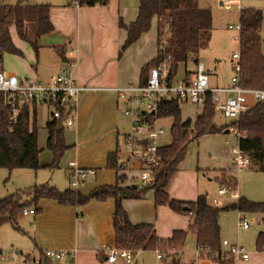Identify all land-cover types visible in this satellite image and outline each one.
I'll list each match as a JSON object with an SVG mask.
<instances>
[{"label": "trees", "instance_id": "1", "mask_svg": "<svg viewBox=\"0 0 264 264\" xmlns=\"http://www.w3.org/2000/svg\"><path fill=\"white\" fill-rule=\"evenodd\" d=\"M107 3L108 0H79L80 7L104 6ZM49 9L47 4L33 5L28 0H17L13 4L0 0V56H24L12 41L10 28L14 27L18 38L37 57L41 48L40 38L54 30L49 21ZM153 19L157 23L156 55L141 67V85L146 83L150 70L168 55L172 74L177 72L180 64L186 65L189 60L197 64L200 52L208 46L211 39V11L200 7L197 0H139L135 20L129 24L119 21V27L126 32L122 50L146 33ZM238 23L239 85L244 89L264 91V54L260 35L264 12L254 8L241 9ZM54 51L61 60L64 59L63 48H55ZM4 100L0 93V169L12 171L42 168L38 162L41 149L37 146V104L17 103V112L13 114L8 107H1ZM55 107L61 112V118L50 117L44 127L47 132L45 148L52 156L51 163L44 168L51 171L59 167L64 154L71 148L65 141L66 127L63 120L66 113L58 104ZM215 114L209 95L194 121L181 118L180 104L176 99L159 102L154 114L150 116L171 120L170 142L158 148L160 161L151 168L154 180L149 186L121 185L126 174L120 168L117 149L108 155L106 164L107 169L120 174L117 176L116 185L96 188L87 196L70 188L60 191L48 184L15 190L0 198V226L8 223L15 231L22 233L17 223L18 217L24 209H33L35 214L39 213L41 209L38 204L41 200H54L59 205L81 206L91 199L103 201L114 198L116 205L112 222L115 248L133 252L152 250L163 254H178L185 247L190 233L194 238L199 259H207L216 264H234L232 260L226 259V254L221 249L220 214L237 211L243 215L264 217V202L238 198L236 202L222 207L209 204L206 195H200L192 202L174 200L168 195V188L185 159L189 144L205 135H222L231 128L237 129V146L249 158V168L264 173V100L250 106L235 122L219 126L214 122ZM216 180L228 192L236 191L237 180L230 175L229 170L228 173L225 170L220 172V177ZM149 190L154 193L156 207L165 206L175 214L190 217L187 231L177 230L169 238L162 239L157 236L153 225L130 223L121 202L126 199H142ZM255 247L258 252L264 251V232L258 234ZM170 259L171 262L174 261L172 255Z\"/></svg>", "mask_w": 264, "mask_h": 264}, {"label": "crops", "instance_id": "2", "mask_svg": "<svg viewBox=\"0 0 264 264\" xmlns=\"http://www.w3.org/2000/svg\"><path fill=\"white\" fill-rule=\"evenodd\" d=\"M136 2L137 0H108L104 6L80 8H74L69 0H46V3H42L50 7L49 21L54 30L43 36L42 40H46L45 43L48 44H40L41 48L38 54L41 51L49 50L52 64L59 69L58 73L63 70L70 71L76 83L87 89L79 97L74 125L65 130V141L71 147L65 153L67 156L66 174L67 167L72 162L76 163L80 169L91 171L87 179L77 189V192L83 196L89 195L96 188L116 185L117 176L120 174L106 168L108 155L120 148L119 136L122 123L119 103L121 100L115 89L133 86L135 80L131 73H134L135 70L139 73L140 83L141 67L153 59L142 55L131 59L123 55L127 49L122 50L126 32L119 27V21L129 24L135 20L138 5ZM232 2L238 4L239 10L248 7L264 11V0H232ZM10 34L14 45L22 51L23 55L25 53L28 59H33L35 56L33 50L29 46L22 45L23 42L18 38L14 27L10 28ZM55 48L64 49L63 60L56 54ZM1 57L2 55L0 59ZM197 63H199V56ZM69 64H71L70 68ZM51 77L46 80L38 78L34 71L30 77L25 78L45 82ZM229 83L226 85L228 86ZM226 85L222 87L210 86L223 88ZM39 108L40 106L37 105L36 122ZM47 122L48 120L45 124ZM46 138L45 130V143ZM216 139L220 145L217 149L213 148L212 152L217 153L220 158V151H223L224 162L217 160L216 162L196 163V165L186 163L188 146L185 159L168 188V195L171 199L192 202L198 196L203 195L198 189V170L217 171L221 169L226 171V167L229 170L231 163L225 146L228 142L225 140L223 143V139L220 137H216ZM40 149L42 150V148ZM49 156L44 155L40 159V162L43 163V165L39 164L41 167L51 163V154ZM118 156L123 159L125 157H121V154ZM132 170L133 168L125 172L126 179L121 184L122 186L134 184V179L131 178L136 177L137 170ZM219 177L220 173L214 179ZM235 178L237 188L233 198L264 202V173L256 172L248 167ZM208 203L212 205L209 200ZM115 205L114 198H107L103 201L91 199L81 206L59 205L54 200H41L38 204L41 209L39 213L20 215L23 217L33 216L26 231L24 232L20 228L22 233L19 232L31 241L26 250L19 251L23 264H32L31 259L40 257L44 250L72 248L77 249L74 264H110L106 261V255L107 249L114 247L115 232L112 216ZM121 205L130 223L151 224L157 236L162 239L169 238L174 231H187L189 228V216L175 214L165 206L156 207L153 195L150 193H145L142 199L123 200ZM237 216V211L220 214L221 241L239 244L247 249L248 260L238 264H264V251L258 252L255 247L258 234L264 232V223H262L264 217L252 215L250 217L252 226L250 225L248 229H239L236 223ZM226 219L229 221L228 224L233 223L231 229L226 228ZM254 222L257 224L253 225ZM193 243L196 248L194 239ZM184 248L171 264H184L183 250L186 249ZM187 262H189L188 264H216L201 258L198 261L188 258Z\"/></svg>", "mask_w": 264, "mask_h": 264}, {"label": "built area", "instance_id": "3", "mask_svg": "<svg viewBox=\"0 0 264 264\" xmlns=\"http://www.w3.org/2000/svg\"><path fill=\"white\" fill-rule=\"evenodd\" d=\"M74 8H80L79 0H69ZM232 0H227L228 5ZM229 29H235L239 32L240 26H229ZM238 40V38H237ZM237 60L233 66L234 76L231 78L228 86L223 88H212L209 84V77L205 74L202 63L196 64L195 72L185 73V76L178 78L176 73L172 74L170 66V56L150 70L149 77L144 85L130 86L126 88L115 89L120 100L143 105L146 100L144 111L132 110L126 107L122 110L125 117L130 118V132L122 137V147L119 154L123 153L124 159L119 157V165L123 173L130 170L129 167L137 170L136 180L141 187L149 186L153 180L152 167L159 163L160 158L157 154V141L166 136L168 132L160 124V120L154 114L157 104L161 101L176 99L179 104L190 103L196 107L203 106L206 96H210L211 103L216 113H220L228 122L238 121L240 115L246 111L250 105L248 97H252L253 104L264 100V91L256 89H244L239 85V53L232 56ZM71 67V64L68 65ZM87 89L79 86L68 70L52 76L48 81L41 82L36 79H18L14 75L7 74L0 69V93L5 100L2 108L8 107L15 114L17 112L16 104H31L35 102L38 106L47 105L52 108L50 117L54 119L61 118V112L55 107L58 104L66 113L63 120L66 128L72 127L75 121V112L77 109L80 95ZM140 95L138 97L137 95ZM230 130L236 132V128ZM232 161L229 168L231 176L236 177L249 167V158L241 151L238 146L232 149ZM118 154V155H119ZM91 171L83 170L77 167L76 163H69L67 167L68 181L71 189L74 191L81 186L87 179ZM228 190L221 187L217 191L218 197L224 196ZM233 192V191H232ZM236 191L233 192L235 196ZM213 206H221L219 199L212 201ZM33 209H24L21 215H34ZM237 227L239 229H248L251 222L245 219V216L238 213ZM221 249L226 254V259L232 260L234 264L247 261L249 253L247 249L239 244H231L225 240L221 241ZM77 249H48L44 250L40 257L31 259L32 264H74ZM140 251L119 250L115 247L107 249L106 261L110 264H136L137 256ZM197 255L198 251L196 250ZM174 253L163 254L156 251L158 260L170 259ZM195 264V263H192Z\"/></svg>", "mask_w": 264, "mask_h": 264}, {"label": "rangeland", "instance_id": "4", "mask_svg": "<svg viewBox=\"0 0 264 264\" xmlns=\"http://www.w3.org/2000/svg\"><path fill=\"white\" fill-rule=\"evenodd\" d=\"M4 3L13 4L16 3L17 0H1ZM29 3L36 5L46 3V0H28ZM199 5L204 8H208L212 14V33L211 39L208 46L203 49L199 54V63H202L205 69V74L209 77V83L211 86L222 87L228 84L231 78L234 76L233 66L237 64V60L232 58L233 54H238L239 51V43H238V31L235 29H229V26L236 27L239 25L238 23V4H230L227 5V0H197ZM234 1V0H233ZM236 1V0H235ZM137 4L139 1L137 0ZM221 3L223 5H221ZM244 6V5H243ZM138 8V5H137ZM248 8V7H244ZM257 9V8H254ZM260 10V9H258ZM264 12V11H262ZM157 23L156 20L153 19L151 22L150 29L144 33L138 41L129 46L126 51L123 52L124 57L128 56L131 59L142 55L150 58L155 57V51L157 49ZM261 40H262V54H264V24H262L261 29ZM44 38V37H42ZM40 39V44H48L45 43L46 40ZM17 39V37H16ZM18 40V39H17ZM19 41V40H18ZM23 46L24 45L22 43ZM51 53L49 50L41 51L40 54L37 55V58L34 56L33 59H28L26 54L24 53L23 57H18L10 54H3L0 59V69L4 70L7 74L11 73L15 75L18 79H23L25 77H30L32 73L35 71L38 78H43L46 80L47 78L56 75L59 72V69L52 64ZM36 63V65H35ZM196 64L193 63L192 60H189L186 63V66L179 65L177 68V77L182 78L185 76L186 72L192 74L195 72ZM130 74V73H129ZM134 77L133 86L136 87L139 85V73L135 70L134 73H131ZM227 86V85H226ZM140 97V95H137ZM128 103L127 107L132 110L144 111L146 109L145 103L146 100H143V105H138L136 103H129L128 101L121 100L119 103V111L121 115V134L119 136V145L122 147V135L128 134L130 132V118L125 117L122 113V110L126 107L125 103ZM253 99L252 97H248V104L252 105ZM52 108L47 105H42L37 110L38 118L36 122V126L38 128V139L37 146L38 148H42L38 155V162L40 165L43 163L40 162V159L44 157V155H49V151L44 147L45 143V130L44 124L47 120H50V113ZM181 118L183 120H195L196 116L201 113V107H196L190 103H182L180 104ZM160 124L165 128L168 132L166 136H163L157 141V145H167L170 142L169 129L171 127L170 119H162L159 121ZM214 122L221 126L227 122L220 113L215 114ZM67 130V128H66ZM216 137H220L223 139V143L226 140L228 142L227 151H228V159L231 163L232 161V149L237 147V134L236 132L229 130L228 134H218V135H205L200 138L198 141L191 142L189 144L188 153L185 161L191 165H196V163L202 164L203 162H210L220 160L222 163L225 160V154L223 151H220L221 157L217 156V153L212 152L213 148L219 147V142H217ZM121 157H124L123 153H121ZM217 157V158H216ZM52 160V156H51ZM66 161L67 156L64 154L63 158L59 163V167L53 171L48 170L44 167L38 170L31 169H16L12 171H8L6 169H0V198H3L11 192H15L18 189L30 188L34 185H42L48 184L50 186H54L60 191H63L67 188H70L68 175L66 174ZM229 166H231L229 164ZM131 169V165L129 167ZM136 170V169H133ZM132 170V171H133ZM223 170L219 169L217 171H202L198 170V189L201 194H206L207 200L211 203L214 199H219L221 206L236 202L237 198H233V192L229 191L224 196L218 197L217 190L221 188V185L215 180V176L222 172ZM137 172V171H136ZM226 172L228 173V169L226 167ZM137 174V173H136ZM134 179V184L139 185L136 177H132ZM78 189V188H77ZM77 189L75 191H77ZM73 190V189H72ZM150 193L153 195V191L149 190L147 194ZM231 212V211H229ZM246 220L250 222L252 215H245ZM226 217V216H225ZM33 216L23 217L20 216L17 219L19 227L26 231V227L30 226L32 222ZM238 216L236 217V219ZM256 221V219H254ZM227 223L226 228L231 229L233 223L228 224V219L225 220ZM238 220H236V223ZM257 224V222H254ZM251 225V224H250ZM252 226V225H251ZM25 228V229H24ZM28 231V230H27ZM193 236L188 233L186 239L185 250L183 253V262L184 264H188L187 259H195L198 261V255L196 253V249L193 243ZM190 241V242H189ZM31 241L28 237L21 235L19 232L15 231L12 226L8 223L2 224L0 226V246L1 253L0 264H23L22 255L19 254V251H24L30 245ZM160 252V251H158ZM161 253V252H160ZM181 251L178 254L172 255L173 258H177ZM139 257V259H138ZM143 260V262H140ZM170 260V261H169ZM214 263L213 261H210ZM171 264V259H162L158 260L156 257V251L145 250L141 251L139 256H137L136 264ZM30 264V263H24Z\"/></svg>", "mask_w": 264, "mask_h": 264}, {"label": "water", "instance_id": "5", "mask_svg": "<svg viewBox=\"0 0 264 264\" xmlns=\"http://www.w3.org/2000/svg\"><path fill=\"white\" fill-rule=\"evenodd\" d=\"M221 5H222V3H221ZM228 133H229V131H228V130L224 132V134H228Z\"/></svg>", "mask_w": 264, "mask_h": 264}]
</instances>
